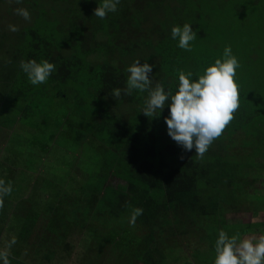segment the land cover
<instances>
[{"label": "trees", "instance_id": "obj_1", "mask_svg": "<svg viewBox=\"0 0 264 264\" xmlns=\"http://www.w3.org/2000/svg\"><path fill=\"white\" fill-rule=\"evenodd\" d=\"M98 3L0 0V130H11L14 146L23 139L15 128L28 125L33 142H24L41 156L53 150L55 139L65 151L94 147L100 174L81 191L86 204L69 202V209L60 197L63 189L55 186L32 226L58 205L49 221L60 224L62 218L75 229L78 223L87 235L92 225L101 232L112 227L116 249L131 254L127 264H163L172 259L170 245L178 239L213 245L220 230L227 232L230 211L240 212L244 205L264 211V193L249 194L264 178L263 164L256 163L264 152V0H120L118 10L104 19L93 16ZM16 8H26L30 21ZM185 23L196 33L191 51L180 49L171 37L172 27ZM10 24L19 31H9ZM228 46L240 65L235 76L240 107L203 158L167 134V106L149 119L141 112L146 92L111 96L125 88L126 68L137 59L153 65V86L159 82L165 91H175L180 70L193 72L195 79L215 59H223ZM30 59L55 64L46 83L28 81L19 65ZM33 113L43 119L42 128L28 120ZM109 177L126 189L106 188ZM22 203L19 209L26 213ZM133 208L143 209L134 226ZM252 214L257 218L259 212ZM44 254L42 260H48L51 253Z\"/></svg>", "mask_w": 264, "mask_h": 264}, {"label": "rangeland", "instance_id": "obj_2", "mask_svg": "<svg viewBox=\"0 0 264 264\" xmlns=\"http://www.w3.org/2000/svg\"><path fill=\"white\" fill-rule=\"evenodd\" d=\"M22 26H25V24L23 23ZM52 104L54 105V102ZM51 109H53L54 113L57 111L54 106H51ZM36 114L33 113L32 116H28V120L42 128L43 119L38 118L39 115ZM25 127L21 128L18 126L15 128V132L18 134L22 133L21 137L23 139L16 144L14 151L12 149H0V177L15 179L16 175L22 173L20 170L26 169L24 163L28 167L30 165L29 170L35 168V164L39 167L37 172H29L30 176L26 177L25 181L22 177L21 182L31 181V184L26 189L23 187V192L19 193L20 188L14 183H10L12 187L11 196H4L3 204L0 205V250H4L13 239L15 240V243L8 249L10 264H127L126 261L131 258V254L125 253V255H122L120 248L116 249V245H114L110 237L113 230L112 227L105 232L103 230V233L101 232V227H98L100 231L96 232L98 228L92 225L90 226V233L87 235V230H81L80 224H76L78 230L73 229L64 223V220L59 216L58 218H61L60 224L55 220L51 222L49 219L51 220V217L58 211V205L57 208L51 207L53 210L47 213L48 216L43 220L44 224L40 222L38 225L32 226L33 221L38 217L36 214L40 215L41 211L46 208L48 201L45 196L54 195L56 189H63L64 193L60 197L63 196L65 198H62L63 202L69 209V202L72 205L74 202H76L75 205L77 203L86 204L84 201L86 197L81 195V191L83 187L93 184L94 179L98 178L100 173L94 147L91 146L90 151L89 148H84V146L74 151L70 149L65 151L61 147L59 139L56 140L55 137L53 138V140L55 139L53 150L51 149L50 153L41 156L39 154L41 152L32 150L24 142V140L27 143L33 142L34 135L33 129L31 130L28 125ZM29 130H31L30 134H28ZM0 134H2L4 146L7 147L11 130L1 129ZM38 143L40 144V140H38ZM61 156L65 158L61 159ZM17 157L22 159L18 160ZM62 162L69 166H63ZM256 163H261L264 166V152L260 154V157H257ZM7 164L13 170L11 176H9L12 172L10 169L3 170L2 168L3 165ZM44 178L48 182L42 181ZM37 179L41 180L39 184H36ZM55 186L54 190L53 187ZM46 187H48L47 190H45ZM105 187L123 190L127 186L114 177H109ZM260 193H264V178L254 184L249 192L250 195L255 197ZM21 197L24 198L20 199ZM244 198L247 197L244 196ZM20 201L28 207L24 209L26 213L19 209L18 202L20 203ZM26 201L29 202V206ZM255 211L260 213L261 209L254 206L249 209L244 205L240 212L231 213L230 211L225 216L226 225L230 227L240 225L234 231L236 234L239 233L241 238L253 234L254 236L264 234L263 230L256 231V229L249 234L242 233L245 231L243 229L248 230L250 226L258 225L256 222H260L264 227V215L260 214L258 218H255V215L252 214ZM42 214L43 216L46 215V213ZM60 216L63 217V215ZM48 222L52 223V225L44 226ZM110 226L111 224H108V227ZM44 227L46 228L44 229ZM228 232L232 233L230 229ZM106 237L109 238L107 239ZM178 240L179 243H173L170 245L171 248L166 245L168 248L166 251L169 248L171 249L172 259H168L163 264H214L216 240H213V245L204 240L196 241L193 239L189 240L188 243L181 242V239ZM54 249L58 252L55 253ZM62 251L71 253V257L69 258V254H66L68 257L66 258L65 253ZM47 252L51 253L50 257L48 260H42V257L45 256L44 253ZM0 264H3V262L0 261Z\"/></svg>", "mask_w": 264, "mask_h": 264}, {"label": "clouds", "instance_id": "obj_3", "mask_svg": "<svg viewBox=\"0 0 264 264\" xmlns=\"http://www.w3.org/2000/svg\"><path fill=\"white\" fill-rule=\"evenodd\" d=\"M13 2V0H9ZM20 4L22 0H14ZM120 0H100L93 10V16L104 19L109 13L118 10ZM15 13L26 21L31 15L26 8H16ZM9 31L18 32L15 25L8 26ZM171 37L177 40L180 49L191 51V42L196 39V33L188 23L183 26H173ZM20 68L26 74L32 85L46 83L50 75L56 70L54 63L48 60L37 62L35 59L21 60ZM240 67L238 59L232 54L231 47H225L223 59H215L214 64L206 67L202 74L193 79L194 73H178V85L173 91L156 82L149 74L153 65L140 60H135L126 68L128 73L126 86L123 89H114L111 96L118 98L132 95L133 91L146 92L142 113L151 118H157L168 107V115L164 117L167 125V134L183 150H195L198 158H203L215 139L219 138L226 126L234 119L235 112L239 109V85L235 80L236 70ZM159 112V115H157ZM183 159V156L180 157ZM11 184L0 179V205L3 197L10 195ZM143 214V209L133 208L130 224L135 225L137 217ZM13 239L4 250H0V261L10 264L9 251ZM214 264H264V234L259 236H246L240 234L229 236L220 230L214 246Z\"/></svg>", "mask_w": 264, "mask_h": 264}, {"label": "crops", "instance_id": "obj_4", "mask_svg": "<svg viewBox=\"0 0 264 264\" xmlns=\"http://www.w3.org/2000/svg\"><path fill=\"white\" fill-rule=\"evenodd\" d=\"M2 129H5V128H2ZM1 131V130H0ZM2 133V132H1ZM10 137H11V135H10ZM10 139V138H9ZM9 139H8V141H9ZM9 144V143H8ZM4 146V140H3V138H2V134H0V148L1 147H3ZM15 146H16V144L14 145V146H10V148H7V149H12L13 151H14V148H15ZM17 159L18 160H20V159H22V158H18L17 157ZM0 165H1V159H0ZM28 165H29V162H28ZM24 166H25V168L26 169H22V170H20V171H22V173H20V174H18V175H16V178L15 179H12V178H10V179H8V178H4V177H0V179H3L5 182H6V184H8V183H14L15 185H17L20 189H19V193H21V192H23V187L26 189V187H28L30 184H31V181H27V182H21V180H22V177L24 178V181H25V178L26 177H28V176H30V174H29V168H30V165H29V167L24 163ZM3 170H7V169H10L12 172H11V174H9V176H11L12 175V173H13V170H12V168H11V166L10 165H3ZM28 169V170H27ZM31 170L33 171V169L31 168ZM31 172V171H30ZM16 174V173H15ZM22 187V188H21ZM15 195V194H14ZM7 196H11V195H7ZM21 198H24V197H21ZM20 198V199H21ZM47 208V207H46ZM45 208V209H46ZM15 209H16V207H15ZM31 210V209H30ZM262 210V209H261ZM43 212H45V210L43 211ZM260 214H262V215H264V211H262V212H260L259 213V215L258 216H260ZM258 218V217H257ZM44 224V223H43ZM256 224H258V225H261L262 226V224L260 223V222H256ZM47 225H52L51 223H46V225H44V226H47ZM227 226V232L226 233H228V235L229 236H232V233H233V235H235L236 233H235V231H234V229L235 228H237V227H239L240 225H236V226H233V227H230V226H228V225H226ZM32 228V227H31ZM46 227H44V229H45ZM262 228H264L263 226H262ZM73 229H74V227H73ZM231 230L232 231V233H229L228 232V230ZM251 229V230H250ZM250 229H248V230H246V229H243V230H245L244 232H242V233H250L251 231H253V229H252V226H250ZM256 229V231L257 230H263L264 231V229H257V228H255ZM262 231V232H263ZM259 232V231H258ZM255 234H258V233H255ZM258 235H261V234H258ZM251 236H254V234L253 235H251Z\"/></svg>", "mask_w": 264, "mask_h": 264}, {"label": "flooded vegetation", "instance_id": "obj_5", "mask_svg": "<svg viewBox=\"0 0 264 264\" xmlns=\"http://www.w3.org/2000/svg\"><path fill=\"white\" fill-rule=\"evenodd\" d=\"M9 140H10V139H9ZM9 146H10V144H8L7 147L3 146V147H1L0 149H7Z\"/></svg>", "mask_w": 264, "mask_h": 264}]
</instances>
